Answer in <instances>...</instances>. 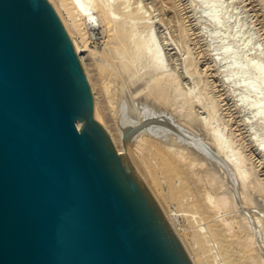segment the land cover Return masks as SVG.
Masks as SVG:
<instances>
[{
  "label": "rangeland",
  "instance_id": "374dc122",
  "mask_svg": "<svg viewBox=\"0 0 264 264\" xmlns=\"http://www.w3.org/2000/svg\"><path fill=\"white\" fill-rule=\"evenodd\" d=\"M48 1L74 49L83 50L86 76L112 125L122 108L132 121L146 116L135 126L139 129L164 119L171 122L163 109L179 111L180 124L187 128L174 123L184 133L177 136L180 143L145 136L133 146V154L147 162L160 206L172 215L191 260L264 264V0H79L87 8L110 4L114 19L125 20L123 35L136 51L126 64L115 57L112 25L100 12L81 15L74 0ZM154 59L161 76L153 71ZM152 74L163 79L156 88ZM162 94L168 100L164 108L153 102ZM212 136L229 149L240 176L207 146ZM183 143L192 145L184 149ZM245 178L251 180L246 189L241 183Z\"/></svg>",
  "mask_w": 264,
  "mask_h": 264
},
{
  "label": "water",
  "instance_id": "95a60500",
  "mask_svg": "<svg viewBox=\"0 0 264 264\" xmlns=\"http://www.w3.org/2000/svg\"><path fill=\"white\" fill-rule=\"evenodd\" d=\"M95 112L49 1L0 0V264H194Z\"/></svg>",
  "mask_w": 264,
  "mask_h": 264
},
{
  "label": "bare ground",
  "instance_id": "6f19581e",
  "mask_svg": "<svg viewBox=\"0 0 264 264\" xmlns=\"http://www.w3.org/2000/svg\"><path fill=\"white\" fill-rule=\"evenodd\" d=\"M82 1V3L84 4V2H85V0H81ZM110 2L108 1V4H109ZM72 5L73 6H76L77 8H79L80 7V14L81 15H84V14H86L88 11H91V10H94V11H96V12H100V14L103 16V18H104V20L107 22V23H109V24H111L112 25V31H113V33H112V38H114L116 41H117V49H116V52L118 53V55H115V57L116 56H118L119 57V59L123 62V64H126V63H129L130 62V59H132L133 58V52L135 51V49L133 48V47H131L130 46V48L128 47V43H127V41L125 40V37H124V35H123V33H124V31H123V28H124V26L126 25V23L124 22L125 20L124 19H122L123 21H121V20H119L118 21V19L116 20V19H114V16H112L113 15V13H112V15H111V10L112 9H110L109 7L111 6L110 4V6L109 5H106L105 6V4H104V7L103 6H100L98 3L96 4L95 3V5H93L92 7H85L84 5H82L81 3H80V1L79 0H74V1H72ZM115 10V9H114ZM110 11V12H109ZM113 11V10H112ZM118 12V11H117ZM116 12V13H117ZM115 13V12H114ZM112 16V17H111ZM126 17V16H125ZM128 17V16H127ZM127 19V18H126ZM108 26V25H107ZM110 26V25H109ZM131 27V26H130ZM127 29V28H126ZM129 30V29H128ZM110 32V31H109ZM126 33H128V32H125V35H126ZM126 38H130V37H126ZM73 41V40H72ZM130 41V40H129ZM74 44H75V42H74ZM75 46V45H74ZM139 48H140V46H139ZM142 48V47H141ZM134 49V50H133ZM75 50H76V54H77V56H78V58H79V60H80V62L82 63V65H83V67H85L86 66V64H85V61H84V57L82 56V53H83V50H81V49H79L78 47H75ZM143 50V49H142ZM109 53V52H108ZM135 54H136V51H135ZM152 56V55H151ZM151 56H150V58H151ZM132 57V58H131ZM111 59V58H110ZM134 59V58H133ZM156 59V58H155ZM154 59V60H155ZM116 60V59H115ZM153 60V59H152ZM120 61V62H121ZM133 61V60H132ZM105 63V62H104ZM153 63V71H155V73L157 72V74L158 75H163L161 72V68H160V64L157 62V60H155L154 62H152ZM150 64V63H149ZM133 65V64H132ZM151 66V65H150ZM131 68V67H130ZM151 68V67H150ZM121 70V69H120ZM124 70V69H123ZM132 70V69H131ZM131 70H130V72H131ZM144 70V69H143ZM120 72V71H119ZM132 73V72H131ZM146 73V72H145ZM148 73V72H147ZM154 73V72H153ZM133 75V74H132ZM90 76V75H89ZM89 76H87V79H88V81H89V83H90V85H91V89H92V94H93V97H94V101H95V106H96V112H95V117H94V119L100 124V125H102L103 127H105V129H106V131H107V133H108V135L110 136V138H111V141L113 142V144H114V146H115V148H116V150H117V152L119 153V154H125V153H130L132 156H133V158H134V160H137L138 161V165H139V169H140V171L142 172V174H143V176H144V179H145V181H146V184H147V187H148V189L150 190V192L156 197V199H157V201L159 202L160 201V203L159 204H161V199H160V197L161 196H159V194H158V192H157V190H156V187H155V181H154V183H153V181L151 180V176H150V174H149V171H148V164H147V162L145 161V159L143 158V157H140L139 155H136L135 156V154H133L134 153V150H133V146L139 141V140H142L143 139V137H145V136H147V137H150V138H156V140H158L157 139V135H158V137H160V138H164V137H168V138H172V139H175L176 140V142L177 141H179L178 143H180L181 142V139H179L181 136H183V134H182V131L181 130H186V129H183V128H185V127H183L182 128V125L180 124V121H182V120H180V114H179V111H176V109L175 110H173V111H167V110H164L163 109V112H165V113H167V115L169 116V120L171 119V122L170 121H168V120H161L160 122H158V124L157 123H155V124H153L152 126H154L155 125V127H151V126H149V127H151V128H149V129H147V127L145 128L144 126V128L142 129V128H136L137 126L136 125H138V124H140V122L146 117V116H144V117H142V118H138V120H136V121H132V120H130L129 119V117L126 115V113H124V111H123V108L121 109V113L118 115V118H117V122L114 124V125H112V121H109L108 119H106V118H104V116H103V114H102V112H101V110H100V108H99V106H98V104H97V98H96V95H95V89H94V86L92 85V83H91V80H90V78H89ZM131 76V75H130ZM154 76V74H152V80H151V83H152V88H156V87H158L157 85H158V83H160V80H163V79H161V78H159L158 76L157 77H153ZM133 77V76H132ZM132 77H131V79H132ZM145 78H146V75H145ZM127 79V78H126ZM129 79V78H128ZM147 79V78H146ZM165 81V80H164ZM127 82V81H126ZM147 82H149V81H147ZM171 83V82H170ZM144 84V83H143ZM148 84V83H147ZM167 84H168V81H167ZM130 85H131V83H130ZM98 86V85H97ZM165 86V85H164ZM167 86V85H166ZM246 86H249V85H246ZM145 87V86H144ZM146 87L148 88L149 86H147L146 85ZM150 88V87H149ZM248 88V87H247ZM249 88H251V87H249ZM253 88V87H252ZM252 88H251V90L250 91H253L252 90ZM166 89V88H165ZM165 89H164V91H165ZM99 90V89H98ZM146 90V89H145ZM162 90H163V88H162ZM136 91V90H135ZM158 91H159V89H158ZM161 91V90H160ZM159 91V92H160ZM140 92H142V91H140ZM148 92V91H147ZM162 92V91H161ZM149 93H150V91H149ZM165 93V92H164ZM140 94V93H139ZM143 94V93H142ZM167 94V93H166ZM145 95V94H144ZM138 96V95H137ZM146 96H147V94H146ZM152 96V95H151ZM132 96L130 95V98H131ZM148 97V96H147ZM154 98V97H153ZM160 98L161 99H159V98H155V100L153 101L154 103H158L159 105H158V107H162V108H164V106H165V104L168 102V100L166 99L165 100V98L166 97H164V95L162 94L161 96H160ZM148 99H150V98H148ZM165 101H167V102H165ZM123 102V101H122ZM126 102V101H125ZM153 102H152V104H153ZM119 105V104H118ZM156 105V104H155ZM157 106V105H156ZM121 107V106H120ZM125 107V106H124ZM155 107V106H154ZM157 107V108H158ZM174 107V106H173ZM156 108V107H155ZM157 108L155 109V110H157ZM175 108H176V105H175ZM180 108V107H179ZM160 109V108H159ZM173 109V108H172ZM178 109V108H177ZM129 110V109H128ZM180 110V112H181V108L179 109ZM118 111V110H117ZM162 111V109L159 111V112H161ZM211 111V110H210ZM209 111V112H210ZM159 112H157V113H159ZM162 112V113H163ZM170 112V113H169ZM154 114H155V112H154ZM189 114V113H188ZM187 114V115H188ZM129 115V114H128ZM151 115V114H150ZM140 116V115H139ZM138 116V117H139ZM149 116V115H148ZM153 116H155V115H153ZM162 116H163V114H162ZM214 116V115H213ZM188 117V116H187ZM184 118V117H183ZM147 119V118H146ZM185 119H187V118H185ZM188 120V119H187ZM146 122V121H145ZM111 123V124H110ZM143 123V122H142ZM171 123H173V125L171 124ZM174 123L179 127H181L182 129L180 130V129H178V127H176L175 125H174ZM182 123V122H181ZM190 122H188V124H189ZM147 124V123H146ZM136 126V127H135ZM173 126H175V127H173ZM133 127H135V128H133ZM192 127V125H190V128ZM77 128H80V125H78L77 124ZM132 129V133H130L129 134V136H127L125 139H124V137H125V135H126V133H128L129 132V130H131ZM180 130V131H179ZM191 130H192V128H191ZM189 131V130H188ZM112 132H113V134H112ZM185 132V131H184ZM207 132V131H206ZM188 133V132H187ZM178 134V135H177ZM189 134H190V131H189ZM180 135V137H177V136H179ZM186 135V134H185ZM194 135V134H193ZM192 135V136H193ZM196 135V134H195ZM187 136V135H186ZM189 137H191V136H187V138H189ZM183 138V137H182ZM166 140H167V138H165ZM171 139V140H172ZM186 139V138H185ZM195 139V138H194ZM152 140V139H151ZM155 140V139H154ZM190 140V139H189ZM159 141H160V143L162 142L160 139H159ZM158 141V142H159ZM169 141H170V139H169ZM168 141V142H169ZM192 141V140H191ZM163 142H165V140L163 141ZM168 142H166V143H168ZM174 142V141H173ZM189 143H191L190 141H188ZM141 143V142H140ZM166 143H165V145H166ZM186 143V142H185ZM193 143V142H192ZM158 144V143H157ZM175 144H177V143H175ZM188 144V143H187ZM161 145V144H160ZM159 145V146H160ZM168 145V144H167ZM171 145V144H170ZM178 145H180L181 146V144H178ZM182 145H184V143L182 144ZM190 145V144H189ZM189 145H184L183 146V148L184 147H187V148H189L190 146ZM207 145V144H206ZM202 146V145H201ZM207 146H209V148L212 150V153L214 154V155H216V157H218L219 158V160H221V161H223L224 163H226V164H228V166H231L232 168H231V170L233 169V171H234V173L235 174H237L238 176H240V167H238L237 165H235V164H232V162H231V158H230V151H229V149L228 148H226L225 146H224V144L223 143H221L220 142V140L218 139V138H216L215 136L213 137L212 136V138H210V139H208V145ZM164 147V146H163ZM166 147V146H165ZM169 147V149H171L170 148V146H168ZM174 147V146H173ZM194 146H192V148H193ZM164 149H166V148H164ZM178 149V148H177ZM181 149V148H180ZM185 149V148H184ZM194 149H197V147L195 148L194 147ZM209 149V150H210ZM186 150H188V149H186ZM191 150V149H190ZM168 151V150H167ZM172 152H174V151H172ZM188 152V151H187ZM187 152H186V154H187ZM179 153V152H178ZM178 153H176V155H178ZM181 153H182V150H181ZM185 153V152H184ZM189 153V152H188ZM173 154V153H172ZM175 154V153H174ZM186 154H184V155H186ZM182 155V154H181ZM184 155H182V157L184 158ZM200 155H201V153H200ZM200 155H199V157H200ZM204 156H205V153H204ZM178 157V156H177ZM182 157H181V159H182ZM188 157V156H187ZM202 157H203V155H202ZM207 157V156H206ZM208 159V158H207ZM189 160V159H188ZM187 160V161H188ZM188 163H190V162H188ZM188 165V164H187ZM190 166H192L193 167V164L191 163V164H189V167ZM242 169V168H241ZM253 175V174H252ZM255 177V176H254ZM241 178V177H240ZM253 177H251V179H252ZM244 179V178H243ZM246 179V178H245ZM248 179V178H247ZM246 179V180H247ZM253 179H255V178H253ZM249 180H250V178H249ZM251 181V180H250ZM250 181H245V180H243V182H241L242 183V187H244L245 189L248 187V184H250L249 182ZM258 181V180H257ZM252 183H254V180H252ZM251 183V184H252ZM259 183V182H258ZM255 185H257L256 183H254ZM254 184H252V185H254ZM260 185H262L261 183H259ZM258 184V185H259ZM250 187V186H249ZM254 187V186H253ZM259 187V186H258ZM262 187V186H261ZM256 188V187H255ZM257 189V188H256ZM249 190V189H248ZM260 190H262V188L260 189V187L257 189V193L259 192L260 193ZM247 191V190H246ZM256 191V190H255ZM247 192H249V191H247ZM263 197V196H262ZM249 199V198H248ZM221 200V199H220ZM224 200V199H223ZM223 200H221V201H223ZM212 201V200H211ZM219 204H222V203H219ZM162 205V204H161ZM217 206H219L218 204H216ZM223 205V204H222ZM216 206V207H217ZM221 206V205H220ZM220 206H219V208H220ZM162 208V207H161ZM215 208V207H214ZM223 208H224V206H223ZM221 209V208H220ZM163 210V209H162ZM164 211V210H163ZM165 212V211H164ZM167 212H165L164 214H165V217H166V219H167V221L169 222V224L171 225V227L173 228V230L175 231H177V229H174V226H173V224H172V215L171 214H166ZM179 229V228H178ZM175 231V233H176V235L179 237V239L181 238L180 236H179V234H177V232ZM180 240H182V239H180ZM182 242V244H183V241H181ZM184 245V244H183ZM184 247H185V245H184ZM185 249H186V247H185ZM186 251H187V249H186ZM188 252V251H187ZM189 255H190V253H189ZM194 263V262H193ZM195 264V263H194Z\"/></svg>",
  "mask_w": 264,
  "mask_h": 264
}]
</instances>
